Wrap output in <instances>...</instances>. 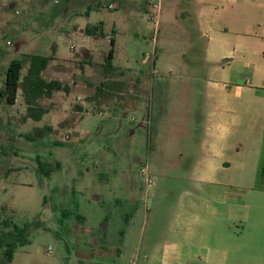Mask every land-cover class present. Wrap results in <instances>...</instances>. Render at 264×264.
<instances>
[{"label":"rangeland","instance_id":"1","mask_svg":"<svg viewBox=\"0 0 264 264\" xmlns=\"http://www.w3.org/2000/svg\"><path fill=\"white\" fill-rule=\"evenodd\" d=\"M26 1L27 7L24 0H0L7 12L0 19V92L12 60L23 61L20 79L27 74L26 55L58 53L61 59L48 66L60 73L55 79L79 76L77 85L95 82L105 58L100 60L96 45L89 46L80 34L87 23L104 24L109 39L101 47L106 57L113 48L116 72L114 81L108 80L115 85L107 97L95 94L101 82L86 85V102L97 104L87 105L88 114H76L77 92L41 99L47 112L40 121L27 117L20 91L12 105L0 96V238L16 242L10 264H132L130 252L146 207L172 206L190 186L180 178L188 165L182 154L189 158L195 138L188 130L201 122L199 109L197 115L194 110L203 105L197 97L206 84L195 78L209 73L201 64L198 35L177 17L171 0L163 4L157 37L141 7L144 0ZM114 3L118 7L109 9ZM137 93L142 104L132 110L127 97ZM160 94L167 97L166 110ZM173 124L184 132H172ZM242 146L245 151L247 141ZM144 166L155 180L151 188L140 174ZM165 169L168 178L161 177ZM262 171L264 156L257 187L263 184ZM128 223L136 224L135 233L125 242L121 233ZM14 225L25 229L24 245H18ZM125 247L128 254L120 256L117 248ZM5 248H0V264Z\"/></svg>","mask_w":264,"mask_h":264},{"label":"crops","instance_id":"2","mask_svg":"<svg viewBox=\"0 0 264 264\" xmlns=\"http://www.w3.org/2000/svg\"><path fill=\"white\" fill-rule=\"evenodd\" d=\"M24 1L25 7L29 6ZM171 3L177 17L189 22L198 35L201 64L208 67L209 73L202 79L195 78L206 84L205 91L197 97L200 102L203 99V105L194 110L197 115L199 109L201 122L188 130L192 140L195 138L189 158L186 160L182 154L188 165H184L187 172L180 178H185L190 186L178 193L172 206L146 207L138 242L129 251L134 257L132 264H264V180L262 187L256 183L264 156V0H171ZM3 6L0 3V19L7 14ZM141 7L145 9V0ZM87 26L96 25L87 23ZM85 29L80 34L89 46L96 45L100 60L103 56L106 59L101 41L109 36H88ZM89 48L83 49L93 60ZM51 58L61 59L58 53ZM104 65L95 82L87 79L83 85H77L79 76L68 82L55 79L60 73L50 72L48 67L42 77L68 86L67 94L79 93L81 97H77L74 110L83 114L87 105H97L86 102V85L102 83L110 77L114 81V75L106 74ZM130 92H135L134 87ZM132 96L127 97L131 99L127 106L138 110L141 97L138 93ZM158 99L166 110L167 97L160 94ZM169 129L184 132L175 124ZM246 141L248 147L244 151L242 144ZM262 175L264 178V171ZM161 177H170L167 169ZM138 213L137 210L134 216ZM135 226L128 223L121 233L125 242L134 235ZM94 232L91 229L90 234L95 235ZM117 252L120 256L128 254L126 247L117 248Z\"/></svg>","mask_w":264,"mask_h":264},{"label":"trees","instance_id":"3","mask_svg":"<svg viewBox=\"0 0 264 264\" xmlns=\"http://www.w3.org/2000/svg\"><path fill=\"white\" fill-rule=\"evenodd\" d=\"M85 33L88 36L105 37L104 24L100 23L96 26H87ZM110 44L113 47L115 44L114 36L110 37ZM29 62L27 74L20 79L21 69L23 66L22 60H12L8 65L4 89L0 92V96L4 98L7 104H14L17 97V92L20 90L22 99L26 105L27 117L34 121H40L46 114L47 110L40 106L39 100L42 98H51L54 92L64 91L70 93V88L64 86L59 81H46L42 77V73L47 69L52 58L40 56V55H26ZM114 50H110L107 58L105 59L104 69L106 74L114 75L116 72L113 66ZM115 83L110 81L102 82L96 88V96L99 98L107 97L110 94L111 89ZM49 175V174H47ZM13 230L16 235L20 238L18 245H24L25 240V229H20L14 225ZM6 247L4 250V264H10L15 253L16 242H3L0 238V248Z\"/></svg>","mask_w":264,"mask_h":264},{"label":"built area","instance_id":"4","mask_svg":"<svg viewBox=\"0 0 264 264\" xmlns=\"http://www.w3.org/2000/svg\"><path fill=\"white\" fill-rule=\"evenodd\" d=\"M163 3H164V0H145V11L149 15V20L155 27V34H154L155 37H157L158 35L160 19H161V14L163 10ZM117 7L118 6L116 3L108 5L109 9H115ZM14 13L18 15L19 11L16 9L14 10ZM6 44L10 45V42L6 41ZM72 48L74 49V47ZM67 139H70V136H67ZM140 174L143 176V179L145 181L147 188H151L155 185V180L150 175L147 166H144L140 169ZM48 252L51 253V249Z\"/></svg>","mask_w":264,"mask_h":264}]
</instances>
